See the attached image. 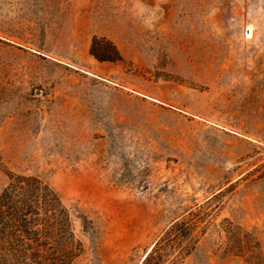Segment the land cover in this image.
Wrapping results in <instances>:
<instances>
[{"label": "rangeland", "instance_id": "rangeland-1", "mask_svg": "<svg viewBox=\"0 0 264 264\" xmlns=\"http://www.w3.org/2000/svg\"><path fill=\"white\" fill-rule=\"evenodd\" d=\"M11 173L71 210L73 264H141L182 218L181 264H264V0H0Z\"/></svg>", "mask_w": 264, "mask_h": 264}, {"label": "trees", "instance_id": "trees-1", "mask_svg": "<svg viewBox=\"0 0 264 264\" xmlns=\"http://www.w3.org/2000/svg\"><path fill=\"white\" fill-rule=\"evenodd\" d=\"M196 245L194 224L177 219L141 264H181ZM82 250L58 193L39 176L11 173L0 192V264H73Z\"/></svg>", "mask_w": 264, "mask_h": 264}, {"label": "bare ground", "instance_id": "bare-ground-1", "mask_svg": "<svg viewBox=\"0 0 264 264\" xmlns=\"http://www.w3.org/2000/svg\"><path fill=\"white\" fill-rule=\"evenodd\" d=\"M252 31L253 29L251 27L248 28V31H247V36L248 37H251L252 36Z\"/></svg>", "mask_w": 264, "mask_h": 264}]
</instances>
